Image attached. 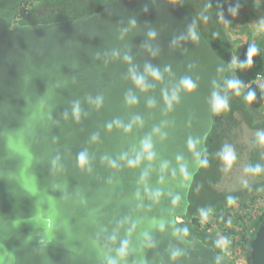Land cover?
<instances>
[{
	"label": "water",
	"instance_id": "water-1",
	"mask_svg": "<svg viewBox=\"0 0 264 264\" xmlns=\"http://www.w3.org/2000/svg\"><path fill=\"white\" fill-rule=\"evenodd\" d=\"M228 68L180 0L0 4V264H233L178 220ZM249 251L264 264V217Z\"/></svg>",
	"mask_w": 264,
	"mask_h": 264
},
{
	"label": "trees",
	"instance_id": "trees-1",
	"mask_svg": "<svg viewBox=\"0 0 264 264\" xmlns=\"http://www.w3.org/2000/svg\"><path fill=\"white\" fill-rule=\"evenodd\" d=\"M180 1L182 2V0ZM78 2L79 0H0V4L8 10V13L11 17V23L15 21L34 23L38 21L61 20L66 18L68 15H75L78 12ZM196 2L197 7H200V2L202 1L196 0ZM184 5L189 8L185 3ZM27 6L29 7V11L28 14H25V8ZM200 12L201 21L197 17L196 18L200 25V28L202 29V32L210 40L215 50L227 60L229 66L228 53L225 51V49H221L220 41H216L218 33H220V29L217 26V23H215V16L212 15V13H209L208 10L206 11L204 9H200ZM87 13L88 11L84 12V14ZM192 13L194 14L193 11ZM218 18H220V13L216 15V19ZM204 25L205 29L211 33V38H213L214 41L206 35L203 28ZM251 46H255L257 51L252 55L251 63H248V52ZM237 61L240 64V66L235 69L237 80L244 88L246 96L250 91L254 93V98L251 101L248 100L249 103L255 109L262 108L264 105V81H260L257 78L258 73L264 71V50L262 46L256 42H246L241 49ZM241 65L244 66L241 67ZM229 94L226 95V93L222 89V98H226L228 101L232 100L233 96ZM223 112L224 111L221 109L220 111H216L215 113L212 129L206 139V150L204 151L202 156V165L196 173L191 186L189 194L190 205L188 213L183 216L186 220L180 222V224L184 228L197 231L205 236L202 231L203 229L206 230L212 227L213 220H207L206 225H203V227L201 226L202 219L199 216L205 213L208 214L212 211L215 214L221 213L222 216L219 225L224 229L223 235L227 236L231 245L234 246V244L237 243L241 244V237L237 236L236 232H238V230L235 231V229L230 228L226 224L229 217L232 216V211L234 210L231 204L235 201V203L240 207L247 206L250 200H256L260 196V194H262L264 183L260 184V182H256L257 180H255V183L244 185L237 190H234L231 184L227 186V189H222L219 187V184L221 182H224L229 178L230 175L233 174V170H235L236 167V164H234L235 159L240 155H243L244 153L242 145L237 146V150L236 144L235 147L231 149L229 147H222V145L225 144L226 141L228 143H231L233 136L231 135V132H234V128L239 124V121L237 120L235 121L238 122L237 125L234 124V126L232 125V127L229 125L230 123L234 122L232 120L235 118V116H233L232 114V108H229V111H227L225 115ZM226 120H228V122H226ZM247 124H249L251 127L252 125L259 127L258 125L260 123L252 124L251 122H248ZM228 149H230L235 156V159L231 162L230 165L223 159V154ZM249 168H252L251 163L246 161L245 171L249 176L254 175V172L247 170ZM229 198L233 199V202L231 204H229L228 202ZM263 217L264 210L259 218V222ZM259 222L256 223L251 237L253 236ZM244 228L242 229L243 232L245 230ZM212 234L215 236L216 240L215 242H211L210 240L209 241L218 245L223 252V244L220 238V236L223 235L220 233L217 234V232L215 231L212 232ZM249 245L250 240L247 243L246 252V258L248 262L250 256Z\"/></svg>",
	"mask_w": 264,
	"mask_h": 264
},
{
	"label": "rangeland",
	"instance_id": "rangeland-1",
	"mask_svg": "<svg viewBox=\"0 0 264 264\" xmlns=\"http://www.w3.org/2000/svg\"><path fill=\"white\" fill-rule=\"evenodd\" d=\"M200 7H197L196 0H182L183 3H185L195 14V16L201 21V12L200 9L208 10L209 13H212L214 15L215 23H217V26L220 29V33H218L217 40L220 41V47L221 49H225V51L228 53L229 56V71H228V77L224 79V84L222 85L223 91L226 93V95L233 96L232 100L228 101V107L226 109H222L224 112V115L229 111V108H232L233 116L235 118L232 120L234 122L230 123L229 125L232 127L234 124H239L237 127L234 128V132H231L232 140L231 143H228L226 141L225 144L222 145L223 148L229 147L234 148L236 144V150L237 146H241L243 148V155H240L238 158L235 159L234 164H236L235 170H233V174L229 176L227 180L224 182H221L219 184V187L222 189H227V186L231 184L233 186L234 190L240 189L244 185L253 184L255 183V180L258 181V179H264V142L260 140V134L264 133V105L260 109H255L251 106L249 101L246 99V93L244 88L240 85L239 88V94L237 93L236 89H231L228 87V81L229 80H237L235 69L236 64L234 61V22H227L226 24H222L220 18L216 19V15L221 12L224 16H228L230 14L229 11H232L234 8V0H224L222 3V0H201ZM264 5V0H258ZM79 6V5H78ZM204 31L206 35L214 41L213 38H211V33L205 29L204 25ZM263 48L262 43L260 44ZM226 117V116H225ZM230 120V119H229ZM228 122V120H226ZM248 122H251L252 124L260 123L258 126L252 127L247 124ZM221 152V151H220ZM250 162L251 167H259L261 171L259 173H254L255 176H249L247 172L245 171V162ZM241 164V165H240ZM234 210L232 211V216L229 217L227 220V226L230 228H233L238 230L237 236L240 237L242 234L240 232L241 226L245 224V227L247 228V232L249 230H253L256 223L259 222V218L264 210V192L260 194V196L256 200H250L247 204V206H238V204L235 203V201L231 204ZM203 215V216H202ZM221 213L215 214L213 211L208 213L205 217L204 214H201L199 217H202L206 222L207 220H213L212 228L213 231H217L218 233L223 235L224 229L219 225V222L221 220ZM212 230L209 229L204 230L203 233L205 236L210 240L211 242H215V236L212 234ZM223 237H227L223 235ZM224 238V239H225ZM228 238V237H227ZM218 242V241H217ZM220 243V242H219ZM223 244V243H222ZM234 247V246H232ZM239 246L236 245V248ZM223 257L226 260H229L233 262L229 257L223 253Z\"/></svg>",
	"mask_w": 264,
	"mask_h": 264
},
{
	"label": "crops",
	"instance_id": "crops-1",
	"mask_svg": "<svg viewBox=\"0 0 264 264\" xmlns=\"http://www.w3.org/2000/svg\"><path fill=\"white\" fill-rule=\"evenodd\" d=\"M224 0H222V3ZM228 16L220 12V20L222 24L234 22V61L240 66L237 61L242 47L248 41L256 42L263 45L264 50V5L258 0H234V8L229 11ZM207 21V20H205ZM263 78L260 81H264ZM222 241V239H221Z\"/></svg>",
	"mask_w": 264,
	"mask_h": 264
},
{
	"label": "clouds",
	"instance_id": "clouds-1",
	"mask_svg": "<svg viewBox=\"0 0 264 264\" xmlns=\"http://www.w3.org/2000/svg\"><path fill=\"white\" fill-rule=\"evenodd\" d=\"M257 51V49L255 48V46H251L250 49H249V52H248V63H251V57L252 55ZM244 65H241V67H243ZM153 74L155 75L156 74V71L154 70L153 71ZM184 86L188 89V90H191L194 85L192 83L191 80L189 79H185L184 80ZM228 87L231 88V89H236L237 90V93L236 94H239V88H240V82L238 80H229L228 81ZM254 98V93L253 92H249L247 94V97L246 99L251 101L252 99ZM213 107L216 111H220L221 109H226L228 107V100L226 98H222L218 95H215L214 96V101H213ZM260 140L262 142H264V133L260 134ZM145 147H149V145H145ZM223 159L230 165L231 162L235 159V156L234 154L232 153V151L230 149L226 150L223 154ZM80 160L81 162H83L84 160V155L81 154L80 156ZM248 171H251V172H254V173H259L261 171V169L257 166L255 168H249L247 169ZM229 204H231L233 202V199L232 198H229L228 200ZM205 217H206V213L204 214ZM185 232H187V228L184 229ZM174 256L176 255V253L173 254ZM110 264H115L114 261H111Z\"/></svg>",
	"mask_w": 264,
	"mask_h": 264
},
{
	"label": "built area",
	"instance_id": "built-area-1",
	"mask_svg": "<svg viewBox=\"0 0 264 264\" xmlns=\"http://www.w3.org/2000/svg\"><path fill=\"white\" fill-rule=\"evenodd\" d=\"M28 11H29V7L27 6L25 8V14H28ZM257 78H258V80H262L263 73L262 72L258 73ZM200 218L202 219V217H200ZM178 220H179V222H183L186 219L183 216H181L178 218ZM206 223L207 222L204 219H202L201 226L206 225ZM244 227H245V224L241 226V230H240V232L242 233L240 235L241 244H238V243L234 244V247H232V245H231V243L227 237L225 238L223 236H220V238L222 239V243H223V253H225V255L233 261L232 262L233 264H249V262L247 261V258H246L247 243L249 240H251L250 238H251V234H252L253 230H249L247 232V230H246L247 228L246 227L244 228ZM243 228L245 229L244 232L242 231ZM213 229L214 228H212V227L209 228L210 231L211 230L213 231ZM215 232H217V231H215ZM217 234H219V233L217 232ZM236 245H238L239 247L236 248Z\"/></svg>",
	"mask_w": 264,
	"mask_h": 264
},
{
	"label": "flooded vegetation",
	"instance_id": "flooded-vegetation-1",
	"mask_svg": "<svg viewBox=\"0 0 264 264\" xmlns=\"http://www.w3.org/2000/svg\"><path fill=\"white\" fill-rule=\"evenodd\" d=\"M112 0H79L78 4H79V10L75 15H68V16H84L87 15L89 13H91L92 11H98L103 9L107 3L111 2ZM85 11H88L87 14H84ZM67 16V17H68ZM26 23V22H25ZM255 176V175H252ZM256 182H260V184L264 183V179H258V181ZM264 192V189L262 190Z\"/></svg>",
	"mask_w": 264,
	"mask_h": 264
}]
</instances>
